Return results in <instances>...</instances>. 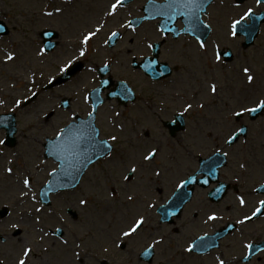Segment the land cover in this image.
Masks as SVG:
<instances>
[{"label":"rangeland","instance_id":"1","mask_svg":"<svg viewBox=\"0 0 264 264\" xmlns=\"http://www.w3.org/2000/svg\"><path fill=\"white\" fill-rule=\"evenodd\" d=\"M145 2L134 0L108 15L115 0H0V20L9 26V33L0 36V114L13 112L18 123L15 145L0 144V211L8 209L0 218V235L6 240L0 241L2 264H16L26 246L33 249L27 264H145L140 253L154 244L152 264H218V256L226 264H245L243 242L264 238V216L238 223L264 198L253 191L264 180V113L255 121L244 115L246 136L232 146L225 145L241 125L235 122L234 112L264 97V25L248 48L242 47V37L232 36L231 25L249 9L264 11V4L215 0L206 19L213 26L211 40L201 48L187 36L169 39L161 59L176 64L178 70L153 82L132 70L129 60L149 54L150 45L163 39L156 22L125 31L128 21L142 14ZM56 8L62 11L57 13ZM48 11L53 15H45ZM97 27L101 30L88 45H82L83 34ZM44 29L58 33L57 46L47 52L41 37ZM112 31H125L113 48L108 45ZM81 48L84 56L79 54ZM219 48L231 49L233 59L217 60L215 51ZM8 52L15 59L6 62ZM69 61H81L84 68L69 81L47 88ZM106 62L113 64V77L127 78L138 97L126 106L106 101L99 109L101 137L114 143L113 152L87 171L77 190L56 194L52 205L45 207L39 202V189L56 164L44 158L43 145L75 115L86 113L85 93L98 84L95 69ZM245 67L254 77L251 84L243 72ZM212 84L216 85L215 93ZM65 98L70 100L69 109L61 107ZM17 99L24 101L19 107ZM188 104L192 107L186 111ZM180 111L187 115V126L172 136L163 123ZM4 139L5 131L0 130V140ZM219 148L231 159L222 170V180L240 188L244 199L251 200L249 204L241 207L233 189L219 204L210 203L197 191L179 218L171 224L160 223L150 204H160L161 193L171 191L185 173L190 174L199 155H210ZM153 149L156 157L145 161L143 156ZM8 168H12L11 174ZM132 168L136 172L126 180ZM24 178L30 180L28 188L22 183ZM155 186L162 192L156 195ZM82 199L87 204L82 205ZM38 208L41 211L37 212ZM68 208L78 211L77 219L67 215ZM212 214L218 219L209 220ZM141 215L145 218L142 228L124 237L121 230ZM228 221L239 228L222 241L220 249L204 256L186 250L194 235L212 233ZM13 224L22 228L16 236ZM56 227L63 229L62 239L68 244L51 233L45 235V229ZM158 240L161 242L156 243ZM260 258L248 264H264V254Z\"/></svg>","mask_w":264,"mask_h":264},{"label":"snow or ice","instance_id":"2","mask_svg":"<svg viewBox=\"0 0 264 264\" xmlns=\"http://www.w3.org/2000/svg\"><path fill=\"white\" fill-rule=\"evenodd\" d=\"M125 2V0H115V3H113L111 5L110 11L108 12V15H114L117 11L118 6L123 5ZM262 2V0H256L257 4H260ZM153 7L155 8V12L158 15L161 16H165L167 17V19L171 20L174 19L176 16H183L184 17V22L187 25V27L185 28V31L188 32H194V33H198L200 31V27H201V23H200V18H199V12L201 10H203V3L201 2V0H167L166 3L164 4H159V5H153ZM62 9L60 8H56L55 12L59 13L61 12ZM252 9H249L246 13H244L240 19L238 20H234L232 22L231 25V29H232V35L235 36L236 35V29L237 26L240 25L243 21H245L248 16L251 14ZM45 15L47 16H52L53 12L48 11L45 13ZM146 19L148 17H145ZM134 23V21H128V26H131ZM100 27H97L94 31H89L85 34H83L82 36V40H81V44L82 45H88L89 41L100 31ZM164 30V29H162ZM118 35L117 32H112L111 36L109 37V39H111L112 37H116ZM200 47L204 48L205 47V42L204 41H200ZM80 56H84L85 55V51L83 48L80 49ZM15 59V56L12 52H8L5 56V61H11ZM216 59L219 60L220 59V55L219 53L216 54ZM72 61H69L63 68L60 69V71H67L71 65H72ZM244 74L247 77V82L249 84L252 83V81L254 80V77L249 74L250 73V69L245 67L243 69ZM211 91L213 93H215L217 91L216 85L212 84L211 86ZM33 96L37 95V93L33 92L32 93ZM24 101L17 99L15 101V104L17 107H19ZM256 107H242L241 111H236L234 112V115L237 117H240L244 114V112H256L258 109H264V99H258L256 101ZM192 107L191 104L187 105V109H190ZM201 107H203V105H201ZM92 114L89 113V116H91ZM86 123L87 122H81L80 124H75L73 123L72 125L68 126L66 129H61L59 131V133L57 134V139L54 143L51 144L50 148H49V154L50 155H54L56 156L57 160H59L60 164V171L64 172L65 171V165L68 166H73V161L78 160L81 156H83V153L80 151V142L81 140H83L86 136ZM87 127H91L90 123H87ZM94 131V129H93ZM240 131H244V129H240ZM89 139H90V133L87 134ZM113 140L116 139L115 136L112 137ZM235 139V137L230 136L228 138V140L226 141V143L231 144L232 141ZM3 141L0 140V144H2ZM224 155H227V153H225ZM156 156V150L153 149L151 151H149L147 154H145L143 156V159L145 161H151L155 158ZM241 167L243 168L244 165L241 164ZM7 172L9 174L12 173V168H8ZM132 173L136 172V168H132L131 169ZM55 170L50 173V175H55ZM157 176L160 175V173L157 171L155 173ZM125 179H130V177H125ZM207 181H205L206 183ZM23 185L25 188H28L30 186V180L28 178H24L22 181ZM184 182H181V187L183 186ZM51 184L49 185V187L51 188ZM129 200H132V197L129 196L128 197ZM238 201L241 207L245 206V199L243 196L238 197ZM80 203L82 205L87 204L86 200H81ZM260 207L255 208V210L251 213V215H245L244 218L242 220H239L238 223L239 224H245L248 221H251L254 217H257L258 214L261 213L262 209H264V200H261L259 202ZM41 211V209H37V212ZM209 220H216L218 219V217L215 214L209 215L208 216ZM145 224V218L144 216H138V217H134L131 222L128 224L127 229L121 230V234L124 237H131L134 234H136L138 232V230H140L142 228V226ZM13 228H17L18 225L13 224L12 225ZM57 231H60L59 229ZM161 241H156V243H160ZM64 244H67L68 241L65 240L63 241ZM79 246V245H77ZM200 246H203V243L200 244ZM243 247L247 250V256L244 257V259H247L248 256H250L252 254V250L255 247L254 244L252 243H245L243 245ZM188 252H191L193 250L192 246H189L186 249ZM33 252V249L31 247H24L21 251V254L17 257L16 259V264H27V261L31 255V253ZM78 255V253H77ZM218 261V264H226L225 260L220 258L219 256L216 258ZM0 264H2V262H0Z\"/></svg>","mask_w":264,"mask_h":264},{"label":"water","instance_id":"3","mask_svg":"<svg viewBox=\"0 0 264 264\" xmlns=\"http://www.w3.org/2000/svg\"><path fill=\"white\" fill-rule=\"evenodd\" d=\"M211 0H205V2L203 3V10H204V8L206 7V5L210 2ZM262 18L260 19H258V20H256L255 22H254V24L251 26L252 27V29H251V32L247 35L248 36V41L246 42L247 44H250L252 41H253V38L256 36V34H257V32H258V29H259V26H260V24H261V22H262ZM12 124H11V126L10 127H8V129L10 130V132H9V134H8V143L10 142V141H13L14 139H13V134L15 133V131H16V128H15V122H14V119H12ZM1 126V125H0ZM93 136H94V138L96 137V133L95 132H93ZM95 143L96 144H98V145H101L102 143H100V142H98L97 140H95ZM104 143V142H103ZM107 149L105 148L104 149V153H105V151H106ZM96 152H98V151H93L92 153H95L93 156H92V161H93V159H95V158H97V157H99V155L100 154H103V149H100V151H99V153H96ZM92 155V154H91ZM89 163V161H88V158H86V160L84 159L82 162H80V165L81 166H79V168H78V175L80 176L82 173H83V171L85 170V168H86V166H87V164ZM43 195H45V197H46V192L43 194ZM183 201H181L180 203H179V209H180V207L183 205ZM179 209H176V212H178L179 211ZM222 235H219V234H217V235H215V236H212V237H202V238H200V239H198L196 242H195V245H199V244H201V243H203V246L204 245H206V248H212V247H214V246H217L218 245V239L221 237Z\"/></svg>","mask_w":264,"mask_h":264}]
</instances>
